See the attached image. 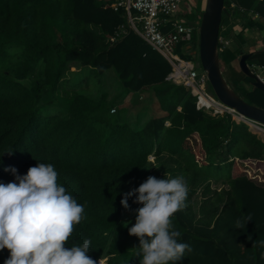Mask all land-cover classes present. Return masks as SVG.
Masks as SVG:
<instances>
[{
  "label": "trees",
  "instance_id": "trees-1",
  "mask_svg": "<svg viewBox=\"0 0 264 264\" xmlns=\"http://www.w3.org/2000/svg\"><path fill=\"white\" fill-rule=\"evenodd\" d=\"M115 1L0 0V182L15 179L6 168L23 176L37 163L52 164L58 184L84 206L66 246L90 240L97 264H140L139 239L128 229L142 205L132 196L125 210L120 201L149 176H183L186 207L171 219L192 251L169 264H264V168L256 167L264 143L242 122L197 111L190 92L166 80L169 64L130 28L124 8L113 9ZM236 2L264 18V0ZM120 27L125 34L111 41ZM252 58L264 67V52ZM72 63L90 68L89 82L93 72L113 69L124 89L150 97L152 117L141 124L140 115L132 126L119 109L110 112L116 100L107 93L66 89ZM244 93V101L264 108V93ZM219 183L227 189L212 186ZM247 214L252 221L236 229ZM8 257L0 250V264Z\"/></svg>",
  "mask_w": 264,
  "mask_h": 264
},
{
  "label": "clouds",
  "instance_id": "clouds-1",
  "mask_svg": "<svg viewBox=\"0 0 264 264\" xmlns=\"http://www.w3.org/2000/svg\"><path fill=\"white\" fill-rule=\"evenodd\" d=\"M11 155V151L7 152ZM15 177L0 182V250L7 249L4 264H97L89 255L90 240L67 247L74 226L83 219L84 206L58 184L52 164L37 163L23 176L6 168ZM188 185L183 176L157 179L149 176L137 189L123 195L121 206L129 209L135 196V223L128 229L139 239L140 264H169L181 260L191 246L179 241L174 213L186 207ZM251 214L236 219L234 227L244 229ZM264 243V242H262Z\"/></svg>",
  "mask_w": 264,
  "mask_h": 264
},
{
  "label": "built area",
  "instance_id": "built-area-1",
  "mask_svg": "<svg viewBox=\"0 0 264 264\" xmlns=\"http://www.w3.org/2000/svg\"><path fill=\"white\" fill-rule=\"evenodd\" d=\"M119 7L124 8L130 28L169 64L171 71L166 80L188 90L195 98L197 111H204L213 117L229 116L232 121L247 125L264 141V127L241 117L216 99L208 90L205 72L198 73L190 59L185 60L176 54L179 46L191 41L193 30L181 23L178 17V0H116L113 9L117 10ZM124 32V27H120L111 41L117 40ZM255 70L264 83V69ZM253 127L259 130H254ZM153 159V156H148V160L153 162Z\"/></svg>",
  "mask_w": 264,
  "mask_h": 264
},
{
  "label": "crops",
  "instance_id": "crops-1",
  "mask_svg": "<svg viewBox=\"0 0 264 264\" xmlns=\"http://www.w3.org/2000/svg\"><path fill=\"white\" fill-rule=\"evenodd\" d=\"M205 2L206 0H178V17L183 25L191 27L193 30L191 41L179 46L177 51L184 49L191 53L193 52V43L195 41L199 43L198 27ZM224 5L227 13L225 14V20L221 21L218 40L219 52L222 51L224 54L221 58L219 53L220 68L225 71H227V68L239 71L236 58L241 53H252V56L247 61L248 67L257 70L264 69V67L254 64L252 58L254 54L264 52V18H261L253 11L245 10L237 4L236 0H225ZM234 77L238 82H241V85L246 89L245 91H250L251 88L244 81L243 75L241 77L234 75ZM125 96L128 95L125 94ZM177 109L178 111L180 110V108ZM165 125L169 126V123L166 122ZM248 131L254 134L249 127ZM257 138L261 140L258 136ZM262 142L264 143V141Z\"/></svg>",
  "mask_w": 264,
  "mask_h": 264
},
{
  "label": "water",
  "instance_id": "water-1",
  "mask_svg": "<svg viewBox=\"0 0 264 264\" xmlns=\"http://www.w3.org/2000/svg\"><path fill=\"white\" fill-rule=\"evenodd\" d=\"M225 0H206L201 13L198 27V50L190 53L194 61H198L200 68L205 72L211 94L220 102L232 108L241 117L264 127V108H259L244 101L226 82L219 58V31L222 15L227 13ZM252 53H241L236 58L238 70L250 80L247 84L252 90L264 93V83L260 80L256 70L248 67L247 61Z\"/></svg>",
  "mask_w": 264,
  "mask_h": 264
},
{
  "label": "rangeland",
  "instance_id": "rangeland-1",
  "mask_svg": "<svg viewBox=\"0 0 264 264\" xmlns=\"http://www.w3.org/2000/svg\"><path fill=\"white\" fill-rule=\"evenodd\" d=\"M222 20L224 21L226 16L222 15ZM96 30V28H92ZM198 43V42H197ZM193 43L192 50L197 51L198 50V44ZM220 57L222 58L224 56L223 52L220 51ZM176 54H178L181 58L188 60L190 59L195 66V69L198 73H201L202 70L200 68V65L198 64V61L192 60L190 57V51H186L184 49H181L179 51H176ZM227 61V60H226ZM84 67V66H83ZM80 66V64L72 63L70 64V69L68 71L67 75V84L66 89L68 90H75V89H88L87 92L89 94L99 95L101 92H105L109 96V100H116V105L112 107V109L120 110V114L127 116L130 120V124L133 126L134 122L138 121L139 116L141 124L145 121L149 120L151 116V112L149 111V106L151 104L150 97L146 95V93H131L128 92L126 89H124L119 81V78L116 74V72L113 69H110L106 71L104 74L99 75L95 72L91 74L90 82H89V67L83 68ZM222 70V74L227 82V84L239 95L241 98L246 99L245 95V88L241 85V82L237 81V79L234 77V75H239L241 77L242 74H240L239 71L232 70L227 68V71ZM261 74H263L261 72ZM208 90L210 91V87L208 85ZM211 92V91H210ZM126 93H129L128 96L124 95ZM122 105L127 106V108L124 107L122 111ZM146 109L143 111L142 109ZM111 109V110H112ZM149 111V112H148ZM150 161V160H149ZM152 162V161H150ZM242 165V164H241ZM239 164V167L241 166ZM250 167L254 168V165L252 163L248 164ZM245 167V166H244ZM256 167H259L263 170L264 163H260L259 165L256 164ZM259 174V173H258ZM215 188H224L227 189V187L223 184H217L212 185ZM201 189L196 193L194 197V200L199 203ZM106 259L99 260V264H104Z\"/></svg>",
  "mask_w": 264,
  "mask_h": 264
},
{
  "label": "bare ground",
  "instance_id": "bare-ground-1",
  "mask_svg": "<svg viewBox=\"0 0 264 264\" xmlns=\"http://www.w3.org/2000/svg\"><path fill=\"white\" fill-rule=\"evenodd\" d=\"M253 129H254V130H259V129H258V128H256V127H253Z\"/></svg>",
  "mask_w": 264,
  "mask_h": 264
}]
</instances>
